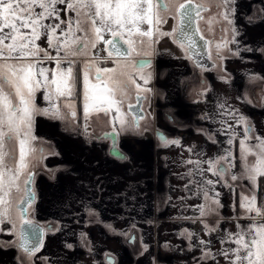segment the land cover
I'll return each mask as SVG.
<instances>
[{"label":"snow or ice","instance_id":"1","mask_svg":"<svg viewBox=\"0 0 264 264\" xmlns=\"http://www.w3.org/2000/svg\"><path fill=\"white\" fill-rule=\"evenodd\" d=\"M219 6L221 10L217 15L230 26L225 31H230L232 37L216 46L217 55L229 43H238L234 22L237 0H219ZM204 9L203 2L194 4L193 0H0V225L11 226L0 227V232L6 231L15 237L0 241V249H15L19 264H35V254L42 247L40 226L28 213L35 200L34 191L28 187L35 175L30 170L37 152L35 117L47 115L67 120L70 114L75 118L76 101L82 106L84 121L93 114L108 116L114 108L117 115L110 123L115 128L118 121L119 127L112 134L111 154L118 160H126L127 156L117 147L115 139L120 131L131 127L122 107L128 88L119 77L125 74L117 73L120 59L113 61L116 68H101L100 60L113 56L128 60L132 54L139 55L145 45L152 48L163 36L174 37L181 48H195L190 33L196 31L193 25ZM260 12L264 13V9ZM168 13L177 21L173 32H164L160 27L167 23ZM253 19L249 17V22ZM99 44L105 47L99 49ZM100 52H106L107 57H100ZM144 66L139 65L137 71L147 84L150 75H143ZM93 70L96 83L91 79ZM105 74H108L107 79ZM127 80L137 93L151 91L142 89L132 75H128ZM38 93L47 107L37 104ZM136 101L139 106V95ZM132 107L128 105L129 110ZM219 107V115L232 117L221 121L224 133L232 130L229 147L211 158L184 161L193 166L186 173L189 179L185 189L191 191L194 186L205 203L191 206L196 214L183 218L200 223L203 236L208 239L187 229L182 235L190 244L199 247L205 264H264V197L257 196L264 184V136L256 134L251 122L238 115V110L224 103ZM237 125L243 126L240 131ZM209 139L217 142L212 134ZM234 140L238 141L236 156L233 155ZM160 141L162 146L183 147L179 140L163 135ZM188 151L194 152V149L188 148ZM250 155L254 157L251 161ZM234 160L239 161V169ZM21 176L25 177L23 188ZM218 185L238 197L232 205L234 215L230 217L220 213L223 204ZM14 192H22L18 202ZM209 217L213 218L211 222ZM241 220L248 223L242 224ZM221 221L226 222L223 228ZM67 247L71 249L72 245ZM143 250H147V245Z\"/></svg>","mask_w":264,"mask_h":264},{"label":"crops","instance_id":"2","mask_svg":"<svg viewBox=\"0 0 264 264\" xmlns=\"http://www.w3.org/2000/svg\"><path fill=\"white\" fill-rule=\"evenodd\" d=\"M261 9H264V0H237L234 22L238 30L235 37L238 43H229L217 55L220 66L212 81L207 79L198 90L194 87L189 89L190 108L199 117H207L206 131L197 129L185 134V139L182 138L180 142L183 147L162 146L156 139L155 129L167 126L166 121H143L139 127L134 126L128 111V105L132 102L129 92L123 98L122 107L131 127L118 135L120 148L127 155L126 161L111 158L108 142L90 136V132L118 130V121L115 128L110 123L117 115L114 108L108 116L93 114L91 121H86L89 135L70 129L60 121L57 125V119L50 116L35 117L34 132L39 139H45L51 151L43 156L41 169L45 179L38 181L37 204L30 217L46 220L45 217L52 214L60 226L46 235L42 249L34 257L35 264H42L43 259L47 264H108L105 261L107 255L115 258V264H205L201 260L199 247L190 244L182 235L187 229L208 239L203 236L200 223L183 218L196 214L191 206L205 203L194 186L191 191L185 189L189 179L186 173L193 166L186 165L184 161L189 158H211L229 147L232 130L224 133L221 121L231 120L232 117L219 115L221 103L238 110V115L251 122L254 132L264 136V82L254 79L248 83L246 90L251 104L243 96L247 78H264V13L260 12ZM249 17L254 18L251 23ZM223 24L230 27L225 21ZM231 37L230 32L219 44L231 40ZM159 39L156 50L163 66L160 69H143L144 76L150 75L147 84L140 79L141 73L137 70L133 71L132 76L141 86L151 85L153 79L162 81L160 87L152 84L149 94L170 106L178 99L181 71L186 67L187 58L183 55L175 57L169 44L172 42L167 37ZM104 47L103 44L98 45L99 49ZM99 56L107 57V54L100 52ZM102 61L99 62L101 68H116L113 61H108L107 65ZM120 64L117 73H125L126 69H123L129 64L123 61ZM126 76L119 78L125 83ZM91 79L92 83H96L93 76ZM132 91H136L135 88ZM205 94L207 96H203ZM37 104L48 106L40 99L39 93ZM242 127L237 125V131ZM209 134L213 135L216 143L209 139ZM171 139L178 140V137L172 136ZM237 144L238 141L234 140V156L238 154ZM188 148L194 149V152H189ZM195 153L201 156L197 157ZM248 159L251 161L254 157L250 155ZM233 163L239 169V161L234 160ZM260 189L257 196L261 193ZM217 190L221 192L220 201L223 204L221 215H234L232 205L238 201V197L219 185ZM185 204L189 207L183 208ZM12 215L15 218L13 211ZM212 219L209 217L210 222ZM240 222L248 223L247 220ZM225 223L221 221L222 228ZM0 227L11 226L5 223ZM131 236L134 239L129 242ZM13 239L15 237L6 231L0 232V241ZM68 244L72 245L71 249L67 247ZM144 245H147V250H143ZM17 255L15 249H0V264H19Z\"/></svg>","mask_w":264,"mask_h":264},{"label":"flooded vegetation","instance_id":"3","mask_svg":"<svg viewBox=\"0 0 264 264\" xmlns=\"http://www.w3.org/2000/svg\"><path fill=\"white\" fill-rule=\"evenodd\" d=\"M201 2H203L205 4V9L201 12V16L197 21L198 22V29L201 32L202 36L205 39H207L209 42H211V44H210V55H211V59L217 64V67H216V69H214L212 71L199 72L193 66L191 61L189 60V58L187 56L186 48L185 47L181 48L180 45L174 41L173 37L165 36L173 44H176L178 47H180L181 51H182V55L187 58L186 67H185L184 71H181L179 88H178L179 89L178 90L179 91L178 99L176 101H174L173 103H170L169 104L170 106L166 105V102L156 100L154 98V96L153 97L150 96L149 92H145V91L141 90V91H139V93H137L136 91H132V89L134 88V85H132V83L127 80V76L133 75V71L137 70V68H136V65L138 64V63H136L137 60L138 61L140 59L150 60L149 63H147L148 61H145L142 63V65L146 64V63L148 64L143 69H147V68H155V69L158 68V69H160L163 66L162 59L159 58L157 55V50H156L157 49L156 48L157 42L152 46V48H148L145 45L143 47V49L141 50L140 54L139 55L132 54L131 59H128V60L120 59L121 62L123 61V62H126L129 64L128 67H124V69H123V70L126 69V71H124L125 72L124 74L127 75L126 80H125V84L127 85L129 95L132 99V102L130 104L133 105L131 110L128 109L129 113L130 112L135 113L138 116L141 114V110L145 111L146 116L143 119L137 120V121H140V123L143 121L144 122L145 121H168L167 126L157 127L155 129V132L157 130H161L167 135V137L169 139H171L172 136H177L178 140L180 142H182L183 140L180 138V135H178V132L184 133V131H186L188 129H191L192 133L194 131H197V129L202 130V131H206V129L200 128V127L195 125V122L196 121H202L203 117H199V115H197L196 113L193 112V110H191V108H190L191 103L189 102V89L191 87H194L195 89L198 90L201 86L205 85V81L207 79L210 81H212L214 79V75H215L214 73L216 72V70L219 69V66H220V62H219V59L217 57L218 49L216 46L219 44L220 41H223L225 39V36H229V34H230V31H225V29L228 27L224 26L223 20L217 15V13L219 11L218 1L217 0H193V3H195V4H200ZM166 15H167V23L162 24L160 26L161 30L164 32H173L177 26V21L171 18V13H168ZM213 17H216L215 21L212 20ZM159 40L160 39L158 38V41ZM145 53H148V54H145ZM115 60H117V59L112 57V58L105 59V60L103 59L102 62H103V64L107 65L108 61H115ZM139 64H141V63H139ZM107 75L108 74H105V79L107 78ZM93 78H94V70H93ZM190 80L192 81V83L190 82ZM136 82H137V80H136ZM152 82H153L152 84H154L156 87H160L162 84V81H156L154 79L152 80ZM152 84L149 86H142V89H144V88L151 89L150 86H152ZM207 94H205L203 96H207ZM137 95H139L141 97V102H140L139 106H136L137 105V101H136ZM74 110L77 113V116L75 118H73L69 114L67 120L57 119L55 121V124L59 125L61 123L62 125H65V126L69 127L70 129L74 128V130L77 132H83L84 129H86L87 125H86V121L83 120L82 106H81L79 101L75 102ZM131 116H132V114H131ZM132 118H133V121H136L133 116H132ZM59 121H60V123H59ZM87 121H91V120L89 119ZM89 132H90V130H88L87 133H89ZM111 132H113V131H106V132H102V133L90 132V136L91 137L94 136V138H96L98 141H102L104 139H98V138L102 137L106 133H111ZM186 135H188V134H186ZM44 140H43L44 143H41L39 146V160H38L37 166H34V169L31 170L32 172L35 173L34 193L36 194V202L34 204H32V206H35L37 204V199H38L37 186L39 183L38 181L41 180L40 177H44L42 175V176H38V178L36 179L37 171L41 168V164L43 163L44 154L48 151H51L50 148H47L48 145L46 146L47 143ZM105 141L108 142V144H109L108 148H110L111 141L110 140H105ZM118 146L120 148L119 141H118ZM24 180H25V178H24ZM24 180H23V182H24ZM23 186H24V184H23ZM263 195H264L263 192H262V194L260 193L258 198L262 197ZM29 216H30V212H29ZM32 220L34 222L39 223L44 228H46L47 226L52 227V231H50V232L46 231L45 232L46 235L55 231V229L57 228V225H58V228H60L59 224L56 223L54 220L42 222L41 220H38L35 217ZM16 231H18V229H16ZM46 235H45V237H46ZM132 239H134V236L130 237L129 242H131ZM43 244H42V247H43ZM42 247H41V249H42Z\"/></svg>","mask_w":264,"mask_h":264},{"label":"water","instance_id":"4","mask_svg":"<svg viewBox=\"0 0 264 264\" xmlns=\"http://www.w3.org/2000/svg\"><path fill=\"white\" fill-rule=\"evenodd\" d=\"M195 4V3H194ZM200 17L197 18V21ZM196 21V23L193 25V28L196 30L194 33H190V35L193 36V39L196 43V47L195 48H189V47H185L186 48V52H187V56L189 58V60L191 61V63L193 64V66L199 71V72H204V71H212L214 69H216L217 67V64L211 59V55H210V44L211 42H209L207 39H205L201 32L199 31L198 29V22ZM175 35H178V33H175ZM202 37V38H201ZM174 39V37H173ZM174 41L180 45V42L179 41H176L174 39ZM126 47V46H125ZM114 58L116 59H123V58H117L115 56H113ZM132 58V55L129 59ZM145 61H148L147 63L150 62V60H142L140 59L139 61L137 60L136 63H138L136 65V68L139 66V65H142L143 62ZM141 63V64H139ZM143 64L145 65L144 68L148 65V64ZM131 113V112H130ZM132 116L135 118L136 121H134V126L135 127H139L140 125V121H137L139 119H143L145 116H146V113L145 111L141 110V114L137 116V114L135 113H131ZM114 132H111V133H106L104 134L102 137H99L98 139H105V140H110L111 141V145H110V148L108 150V153H109V156L115 160H118L116 159L112 154V144H113V137H112V134ZM163 135L165 137H167V135L161 131V130H157L155 132V137L160 141V136ZM168 138V137H167ZM116 145L117 147L119 148L118 146V141H119V137L118 135L116 136ZM161 142V141H160ZM120 149V148H119ZM121 150V149H120ZM123 152V151H122ZM124 153V152H123ZM125 154V153H124ZM126 155V154H125ZM127 156V155H126ZM127 160V159H126ZM126 160H118V161H126ZM34 178H35V175L32 177V183L30 185H28V187L34 191ZM36 202V194H35V200L33 202V204ZM29 210V209H28ZM29 213V211H28ZM37 223V222H36ZM39 226H40V229H41V232H42V235H41V244L44 243V240H45V232L46 231H49V229H52V227L50 226H47L46 228H44L42 225H40L39 223H37ZM52 231V230H51ZM50 232V231H49ZM105 261L108 263V264H115V258L110 256V255H107L105 257Z\"/></svg>","mask_w":264,"mask_h":264},{"label":"rangeland","instance_id":"5","mask_svg":"<svg viewBox=\"0 0 264 264\" xmlns=\"http://www.w3.org/2000/svg\"><path fill=\"white\" fill-rule=\"evenodd\" d=\"M170 45H171V47H172V49H173V54L175 55V57H180L181 55H182V51H181V48L180 47H178L176 44H173V43H169ZM47 116V115H46ZM166 122H168V121H166ZM83 132H85V133H87L88 131L86 130V129H84V131ZM34 134H35V132H34ZM88 134V133H87ZM89 135V134H88ZM35 136L37 137V134H35ZM41 143H44L43 142V140H41V139H39L38 138V141L36 142V147H37V152H36V154H35V156L33 157V162H32V164H31V169L30 170H32V169H34V166H37V163H38V160H39V146H40V144ZM47 145H49V144H46V146ZM47 148H49V147H47ZM46 149V148H45ZM38 168V167H37ZM37 171V170H36ZM42 169L40 168L38 171H37V174H36V179L38 178V176H42L43 175V173H42ZM24 176H21V178H20V183H21V187L23 188V184H24V182H23V180H24ZM41 178V180H43V179H45L44 177H40ZM22 195V192L21 193H15L14 192V198L16 199V201H18L19 200V198H20V196ZM34 207L35 206H32L30 209H29V212L30 213H32V212H34ZM13 212H14V216L16 217V211H15V209H13L12 210ZM48 216H50V217H48ZM53 215L52 214H50V215H47V217H45L46 218V220H41L42 222L43 221H53L54 219H53ZM59 228H58V225H57V228L55 229V231L56 230H58ZM37 254V253H36ZM35 254V255H36ZM44 262V263H43ZM47 264V261H45L44 259H43V261H42V264Z\"/></svg>","mask_w":264,"mask_h":264},{"label":"trees","instance_id":"6","mask_svg":"<svg viewBox=\"0 0 264 264\" xmlns=\"http://www.w3.org/2000/svg\"><path fill=\"white\" fill-rule=\"evenodd\" d=\"M254 79H255V80H256V79H261V81L264 82V78L262 79V78L259 77V76H256V77H249V78L246 79V81H245V86H244V88H243V96H244L245 100H247V102H249L250 104H251V102H250V100H249V98H248L246 88H247V86H248V83L251 82V81H253ZM256 105L258 106L259 103L256 104ZM262 179H264V178H262ZM260 190H261V194H262V192L264 191V184L261 185V189H260ZM127 242H128V241H127Z\"/></svg>","mask_w":264,"mask_h":264},{"label":"built area","instance_id":"7","mask_svg":"<svg viewBox=\"0 0 264 264\" xmlns=\"http://www.w3.org/2000/svg\"><path fill=\"white\" fill-rule=\"evenodd\" d=\"M206 121H207V118H203L202 121H196L195 122V125L198 126V127H200V128H204ZM190 133H192V130L191 129H188V130L184 131V133L183 132H181V133L178 132V135H180V138L181 139L182 138L185 139V137H184L185 134H190ZM262 197H264V195Z\"/></svg>","mask_w":264,"mask_h":264}]
</instances>
